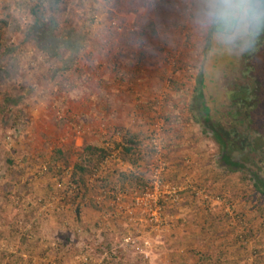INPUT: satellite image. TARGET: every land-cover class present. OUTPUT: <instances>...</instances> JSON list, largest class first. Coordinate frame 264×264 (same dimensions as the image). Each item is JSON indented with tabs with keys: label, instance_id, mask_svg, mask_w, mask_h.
Wrapping results in <instances>:
<instances>
[{
	"label": "rangeland",
	"instance_id": "1",
	"mask_svg": "<svg viewBox=\"0 0 264 264\" xmlns=\"http://www.w3.org/2000/svg\"><path fill=\"white\" fill-rule=\"evenodd\" d=\"M4 23L0 264H264L262 180L209 126L228 53L184 0H0Z\"/></svg>",
	"mask_w": 264,
	"mask_h": 264
},
{
	"label": "flooded vegetation",
	"instance_id": "2",
	"mask_svg": "<svg viewBox=\"0 0 264 264\" xmlns=\"http://www.w3.org/2000/svg\"><path fill=\"white\" fill-rule=\"evenodd\" d=\"M231 54V55H230ZM264 34L258 36L254 47L247 52L228 53L215 79L218 95V114L211 115L209 126L214 139L222 147V159L230 149L239 153L232 157L237 166L246 169L255 184L264 190ZM212 100L215 98L211 97ZM206 108V101L201 105ZM225 164V162H224ZM258 181V182H257Z\"/></svg>",
	"mask_w": 264,
	"mask_h": 264
},
{
	"label": "clouds",
	"instance_id": "3",
	"mask_svg": "<svg viewBox=\"0 0 264 264\" xmlns=\"http://www.w3.org/2000/svg\"><path fill=\"white\" fill-rule=\"evenodd\" d=\"M193 32L213 51L251 50L264 34V0H184Z\"/></svg>",
	"mask_w": 264,
	"mask_h": 264
},
{
	"label": "trees",
	"instance_id": "4",
	"mask_svg": "<svg viewBox=\"0 0 264 264\" xmlns=\"http://www.w3.org/2000/svg\"><path fill=\"white\" fill-rule=\"evenodd\" d=\"M6 26V24L4 23L2 26H0V29L1 28H4ZM1 34H2V32L0 31V38H1ZM135 140H136V137L134 136V135H131L130 137H129V139L128 140H126V143L128 144V147H124V149H123V152L124 153H126V154H129L130 152H132V151H134L135 150V148H136V142H135ZM88 151H90L91 152V154H93V153H95V152H100L101 153V157H103L102 155H104V154H106L105 153V151L103 150V149H95V148H92V147H87L86 148ZM95 150H98V151H95ZM85 153V152H84ZM87 154L85 153V157H87L86 156ZM233 159V157H227V156H224L223 157V161L225 162V166H230V167H232V166H237L234 162H232L231 160ZM88 160V159H87ZM89 161H90V159H89ZM87 164L88 163H91V162H86ZM78 167V170H80V171H85L86 170V168L85 167H79V166H77ZM76 167V168H77ZM99 167V162H97L96 164H94L93 165V168L92 169H97ZM74 184H77L78 183V181H76V180H74V181H72ZM255 183V182H254ZM257 188V187H256ZM257 190V189H256ZM264 195V194H263Z\"/></svg>",
	"mask_w": 264,
	"mask_h": 264
}]
</instances>
